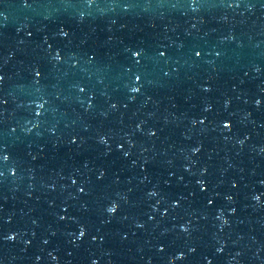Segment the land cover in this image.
Returning a JSON list of instances; mask_svg holds the SVG:
<instances>
[{
	"label": "water",
	"instance_id": "95a60500",
	"mask_svg": "<svg viewBox=\"0 0 264 264\" xmlns=\"http://www.w3.org/2000/svg\"><path fill=\"white\" fill-rule=\"evenodd\" d=\"M0 264H264V0H0Z\"/></svg>",
	"mask_w": 264,
	"mask_h": 264
}]
</instances>
